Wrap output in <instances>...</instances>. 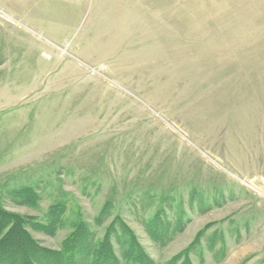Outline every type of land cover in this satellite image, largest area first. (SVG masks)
Instances as JSON below:
<instances>
[{
    "label": "rangeland",
    "instance_id": "374dc122",
    "mask_svg": "<svg viewBox=\"0 0 264 264\" xmlns=\"http://www.w3.org/2000/svg\"><path fill=\"white\" fill-rule=\"evenodd\" d=\"M108 202L156 264H264V0H0V205L58 250Z\"/></svg>",
    "mask_w": 264,
    "mask_h": 264
},
{
    "label": "trees",
    "instance_id": "16d2710c",
    "mask_svg": "<svg viewBox=\"0 0 264 264\" xmlns=\"http://www.w3.org/2000/svg\"><path fill=\"white\" fill-rule=\"evenodd\" d=\"M12 196L24 206H36L40 200L32 189ZM65 212L64 205L52 206L47 221L43 223L34 216L12 213L0 205V264H156L133 229L113 216L110 202L95 218V231L79 218L58 250L48 248L34 238L30 230L55 236L62 227ZM161 214L162 211L157 212L142 221L146 233L155 242H163L172 230ZM109 221L100 239L97 231Z\"/></svg>",
    "mask_w": 264,
    "mask_h": 264
}]
</instances>
